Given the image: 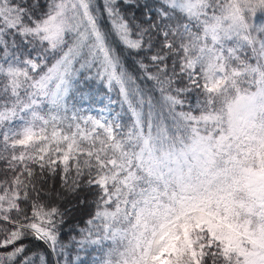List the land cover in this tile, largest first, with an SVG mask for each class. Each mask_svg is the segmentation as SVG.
Returning a JSON list of instances; mask_svg holds the SVG:
<instances>
[{
  "label": "snow or ice",
  "instance_id": "obj_1",
  "mask_svg": "<svg viewBox=\"0 0 264 264\" xmlns=\"http://www.w3.org/2000/svg\"><path fill=\"white\" fill-rule=\"evenodd\" d=\"M68 197L99 264H264V0H0V264H68Z\"/></svg>",
  "mask_w": 264,
  "mask_h": 264
},
{
  "label": "trees",
  "instance_id": "obj_2",
  "mask_svg": "<svg viewBox=\"0 0 264 264\" xmlns=\"http://www.w3.org/2000/svg\"><path fill=\"white\" fill-rule=\"evenodd\" d=\"M115 47L118 52L121 53L123 62L126 67L131 69L134 67L133 60L134 58L126 51H124L119 45L118 41L113 40ZM249 59L252 58V54L249 52ZM142 87L146 89L151 88V84L145 82ZM81 90L84 94V99L81 100L79 96H77L76 103L77 108L81 110V113L84 112V107L82 106L85 101H93L94 97L97 96L99 100L106 101L107 95L115 93L120 100L118 93L114 90H109L107 85L104 84L100 80L92 79L88 81H82ZM117 111H121L123 121L125 123L130 122L129 115L125 109H121L119 104L112 106ZM19 122H17L18 124ZM50 183L53 186L58 187L59 179L53 178ZM93 197L89 195V200L91 201ZM61 204L67 207L68 212L64 218V223L60 226V241L67 245L66 247V255L68 264H99L101 257L103 256V251L100 246L87 244L85 247L81 248L75 241H79L81 239L82 228L87 227L86 221L89 219L90 213L93 211L91 207H84L76 203L75 198L68 197L67 199L61 201ZM75 238V241L73 240ZM29 247L35 251H39L43 253L46 257L47 264H64L63 260H60L55 254L52 255L47 251L45 246L38 241L31 240L27 241Z\"/></svg>",
  "mask_w": 264,
  "mask_h": 264
},
{
  "label": "rangeland",
  "instance_id": "obj_3",
  "mask_svg": "<svg viewBox=\"0 0 264 264\" xmlns=\"http://www.w3.org/2000/svg\"><path fill=\"white\" fill-rule=\"evenodd\" d=\"M111 99L113 98L112 96L110 97ZM97 100H99V98H96ZM84 107V112L81 114H89V115H93V116H100L102 114L105 113H101V109L104 108L106 105H102L101 103H98L97 107H94L91 105V103L89 101H85L82 105ZM52 255H54L53 253H51ZM55 263L57 264V261L55 259Z\"/></svg>",
  "mask_w": 264,
  "mask_h": 264
},
{
  "label": "bare ground",
  "instance_id": "obj_4",
  "mask_svg": "<svg viewBox=\"0 0 264 264\" xmlns=\"http://www.w3.org/2000/svg\"><path fill=\"white\" fill-rule=\"evenodd\" d=\"M89 102H90L91 105L94 106V107H97V106H98V102H96V101H95V102L89 101Z\"/></svg>",
  "mask_w": 264,
  "mask_h": 264
}]
</instances>
